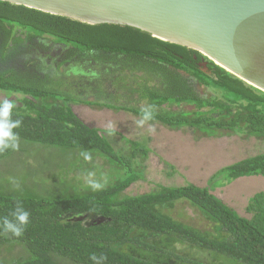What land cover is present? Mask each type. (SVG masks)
Instances as JSON below:
<instances>
[{
	"label": "trees",
	"instance_id": "16d2710c",
	"mask_svg": "<svg viewBox=\"0 0 264 264\" xmlns=\"http://www.w3.org/2000/svg\"><path fill=\"white\" fill-rule=\"evenodd\" d=\"M44 41L51 42L57 49L54 54L64 55L67 61L90 60L103 69L128 74L118 77L116 83L125 88L127 78L133 81L129 95L137 94L147 102L153 111V118L146 121L151 126L170 133L189 129L194 143L233 137L264 142V93L197 52L130 27L89 26L0 2V91L21 96L10 119L11 123L20 121L19 127L12 129L16 140L59 150L72 160L78 156L87 165L100 159L106 168L124 175L101 189L82 192L66 187L54 195L39 196L0 190V247L16 246L25 254V258L7 264H164L153 260L157 256L178 264H209L178 254L173 248L176 244L235 264H264V193L248 200L244 212L249 218L240 217L212 194L215 187L238 179L264 178V155L222 169L211 178L209 185L217 181L211 188L160 186L141 196L120 199L132 184L142 180L151 139L116 152L99 130L86 126L66 107L72 98L46 88L52 80L41 68L47 65L38 58V62L28 60L38 57L35 53L41 51ZM202 61L207 62L211 77L199 70ZM181 73L219 95L198 96L192 82ZM80 102L93 111L106 109L142 119V110L137 108ZM182 104L194 110L171 113L161 109ZM13 152H0V161ZM181 200L212 225L210 233L158 211ZM22 212L29 213L22 234L4 231V219L16 225L15 217ZM85 216L95 221L86 225L78 219L68 220Z\"/></svg>",
	"mask_w": 264,
	"mask_h": 264
},
{
	"label": "rangeland",
	"instance_id": "374dc122",
	"mask_svg": "<svg viewBox=\"0 0 264 264\" xmlns=\"http://www.w3.org/2000/svg\"><path fill=\"white\" fill-rule=\"evenodd\" d=\"M40 52L35 53L29 62L41 59L47 67L41 68L49 76L52 84L46 88L73 99L65 104L86 126L99 130L108 144L116 151L128 150L132 143H141L151 139L147 145L150 153L144 163L142 180L132 184L120 195V199L141 196L158 187L179 188L188 184L198 188L215 186L217 181L209 185L211 178L227 167L238 162L264 155V142L254 139L242 141L238 137L230 139H204L198 143L192 140L189 129L183 132L170 133L159 126L138 122L141 119L131 114L120 112L114 114L110 110L93 111L80 101L109 104L116 107H133L149 109L147 102L140 100L137 94H130L129 87L134 83L127 78V87L116 83L120 76L115 70L103 69L93 61H67L64 55L57 56V50L51 42L44 41ZM192 82L198 96L209 98L218 96L215 91L200 87L194 80L181 73ZM123 77H128L124 74ZM161 91V88H158ZM8 99L17 102L20 95L0 91V102ZM162 110L178 113L191 112L193 107L187 105L164 106ZM113 125L112 129L109 125ZM154 129V131L152 130ZM111 132V134H109ZM18 148L0 161V190L7 193L35 194L48 196L66 190L82 192L91 188L89 181L105 186L124 177L123 173L104 166L100 159H94L87 165L76 156L73 160L59 150H45L38 145H30L15 140ZM172 172L175 174L170 175ZM219 184L221 182L218 181ZM218 186V185H217ZM264 193V178L251 177L238 179L225 187H215L212 194L225 206L235 211L240 217L249 218L244 210L248 200L257 193ZM158 211L171 219L194 230L210 233L212 225L185 201H178ZM81 220L86 225L95 221L91 216L71 217L68 220ZM178 254L189 259H196L209 264H235L224 258L215 257L187 245H173ZM140 256L139 252L130 250ZM19 247L1 246L0 264L25 258ZM142 256V255H141ZM144 258H147L144 256ZM149 259V258H147ZM155 262L178 264L174 260L154 257ZM62 264H66L62 262Z\"/></svg>",
	"mask_w": 264,
	"mask_h": 264
},
{
	"label": "water",
	"instance_id": "95a60500",
	"mask_svg": "<svg viewBox=\"0 0 264 264\" xmlns=\"http://www.w3.org/2000/svg\"><path fill=\"white\" fill-rule=\"evenodd\" d=\"M89 26L130 27L197 52L264 93V0H0ZM199 70L211 77L207 62Z\"/></svg>",
	"mask_w": 264,
	"mask_h": 264
},
{
	"label": "clouds",
	"instance_id": "9594fccd",
	"mask_svg": "<svg viewBox=\"0 0 264 264\" xmlns=\"http://www.w3.org/2000/svg\"><path fill=\"white\" fill-rule=\"evenodd\" d=\"M14 107L15 103L9 102L8 99H4L2 102H0V152H4L8 149L16 150L18 148V145L14 143L17 137L13 135L12 129L19 127L20 121L17 120L15 123L10 122L12 109ZM142 113V119L138 122L141 125L153 118V111L147 108L142 109ZM113 127V125H109L110 129H112ZM152 130L154 131V129ZM109 134H111V132H109ZM85 159L87 160L89 159V157L85 156ZM89 183L93 190H98L103 187V185H101L100 183H93L91 181H89ZM28 218V212L18 213L15 217L17 221L16 225L9 223L5 218L3 229L6 232H11L14 236H20L23 232V226L28 223ZM91 259L95 260V255L91 256Z\"/></svg>",
	"mask_w": 264,
	"mask_h": 264
}]
</instances>
